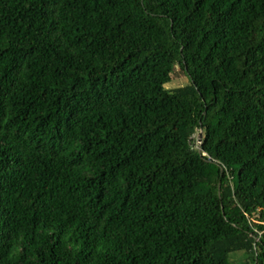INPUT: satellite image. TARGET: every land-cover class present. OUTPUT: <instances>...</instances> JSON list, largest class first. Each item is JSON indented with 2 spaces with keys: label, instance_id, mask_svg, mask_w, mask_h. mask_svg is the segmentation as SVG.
Segmentation results:
<instances>
[{
  "label": "trees",
  "instance_id": "trees-1",
  "mask_svg": "<svg viewBox=\"0 0 264 264\" xmlns=\"http://www.w3.org/2000/svg\"><path fill=\"white\" fill-rule=\"evenodd\" d=\"M250 218L264 0H0V264H264Z\"/></svg>",
  "mask_w": 264,
  "mask_h": 264
},
{
  "label": "rangeland",
  "instance_id": "rangeland-1",
  "mask_svg": "<svg viewBox=\"0 0 264 264\" xmlns=\"http://www.w3.org/2000/svg\"><path fill=\"white\" fill-rule=\"evenodd\" d=\"M189 83V78L184 72L183 68L180 66V64H175L173 67V71L170 74V79L166 83H164V88L166 89H172L179 86H184ZM239 252H233L231 254H235ZM243 258L242 254H237L232 257L233 262L234 261H240ZM231 259V258H230Z\"/></svg>",
  "mask_w": 264,
  "mask_h": 264
},
{
  "label": "built area",
  "instance_id": "built-area-1",
  "mask_svg": "<svg viewBox=\"0 0 264 264\" xmlns=\"http://www.w3.org/2000/svg\"><path fill=\"white\" fill-rule=\"evenodd\" d=\"M258 223V224H262L264 226V220L263 221H255L253 220L252 218L249 219V223H250V226L253 228V230L257 233V236H254L255 238V241H258V238L260 236V231H258L255 227H254V223ZM256 245H253V250L255 251V255H256V252H257V249H256Z\"/></svg>",
  "mask_w": 264,
  "mask_h": 264
},
{
  "label": "water",
  "instance_id": "water-1",
  "mask_svg": "<svg viewBox=\"0 0 264 264\" xmlns=\"http://www.w3.org/2000/svg\"><path fill=\"white\" fill-rule=\"evenodd\" d=\"M197 135H198V142H199V141H200V139H201V137H202V131H201V130H199Z\"/></svg>",
  "mask_w": 264,
  "mask_h": 264
}]
</instances>
